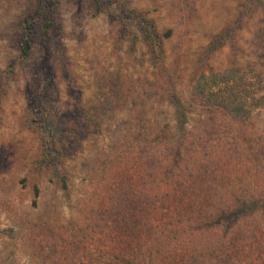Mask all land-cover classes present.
<instances>
[{"label": "rangeland", "instance_id": "rangeland-1", "mask_svg": "<svg viewBox=\"0 0 264 264\" xmlns=\"http://www.w3.org/2000/svg\"><path fill=\"white\" fill-rule=\"evenodd\" d=\"M247 1L106 0L97 9L92 0H57L54 26L0 79V264H56L41 256L39 245L48 238L66 244L84 213L83 197L98 190L101 174L102 186L113 183L119 166L109 172L105 164L118 159L122 139L144 124L197 159L190 166L193 185L213 188L237 176L252 180L233 185L238 192L264 188V0H256L232 42L207 57L212 70L233 64L259 72V104L246 119L233 120L192 94L204 45ZM34 4L0 0V73L17 59L20 23L35 18ZM141 14L158 32H169L160 59L151 53ZM44 68L56 88L49 97L63 128L65 188L26 127V95L36 92ZM137 163L131 155L120 160L130 175Z\"/></svg>", "mask_w": 264, "mask_h": 264}, {"label": "trees", "instance_id": "trees-1", "mask_svg": "<svg viewBox=\"0 0 264 264\" xmlns=\"http://www.w3.org/2000/svg\"><path fill=\"white\" fill-rule=\"evenodd\" d=\"M92 1L97 9L106 3ZM255 4L256 0H248L233 21L211 34L203 47L204 69L198 72L192 87L193 96L205 108L233 120L246 119L252 107L259 104L256 93L263 86L262 76L252 68L242 70L233 64L212 70L207 57L225 41L232 42L233 31L241 27ZM56 8L57 0H35V18L20 23L17 59L5 63L0 79L28 57L33 41L45 38L46 30L56 22ZM141 18L145 19L143 34L150 42L151 53L160 59L162 40L169 32H158L150 19L143 14ZM55 91L52 73L44 68L36 92L26 95V127L37 134L41 159L65 188L63 128L55 120L49 97ZM121 143L118 159L105 164L109 172L114 163L119 166L113 183L102 186L104 175L99 174L95 181L98 190L83 197L84 213L70 228L71 238L64 245L46 239L47 245H39L41 256L50 257L56 264H264L262 186L238 192L233 185L252 180H239L237 176L217 180L213 188L202 186V182L193 185L197 177L190 166H196L197 159H190L188 150L174 149L148 124ZM126 155L139 159L135 167H140L134 175L120 164ZM114 175L113 171L111 177Z\"/></svg>", "mask_w": 264, "mask_h": 264}]
</instances>
